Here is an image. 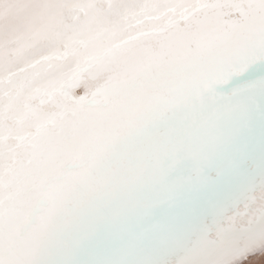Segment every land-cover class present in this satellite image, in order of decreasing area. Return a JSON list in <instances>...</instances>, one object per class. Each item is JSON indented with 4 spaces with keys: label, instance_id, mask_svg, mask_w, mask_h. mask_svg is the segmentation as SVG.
I'll list each match as a JSON object with an SVG mask.
<instances>
[{
    "label": "bare ground",
    "instance_id": "bare-ground-1",
    "mask_svg": "<svg viewBox=\"0 0 264 264\" xmlns=\"http://www.w3.org/2000/svg\"><path fill=\"white\" fill-rule=\"evenodd\" d=\"M262 28L264 0H0V264H264ZM45 84L86 102L21 142Z\"/></svg>",
    "mask_w": 264,
    "mask_h": 264
},
{
    "label": "snow or ice",
    "instance_id": "snow-or-ice-1",
    "mask_svg": "<svg viewBox=\"0 0 264 264\" xmlns=\"http://www.w3.org/2000/svg\"><path fill=\"white\" fill-rule=\"evenodd\" d=\"M89 8L91 5L88 6ZM81 11H85L84 7H81ZM259 44L262 53H264V28L261 30V35L259 39ZM108 55V50H102L96 53L91 59L96 62H102L104 58ZM72 85L62 86L60 88L55 87L53 84H45L30 87V93L24 101V111L21 115L20 122L23 123L24 120H33L35 123L33 125L34 130L26 133L24 136H18L17 139L21 142L27 141L32 144H36L39 141L46 138L49 134L50 129H53L57 126L58 121H63L66 116L69 114L76 115V110L73 109L71 113L60 110V105L57 104L56 97L57 95L63 96L66 101H75L77 104H84L86 102L85 97H81L79 100L72 97L68 88ZM256 87L264 91V78H261L257 81ZM19 93L17 94V97ZM17 97H10L8 107L11 109L17 100ZM48 105H55L56 111H45V107ZM85 120L90 119L85 117ZM13 135V129H5L0 127V143L7 141ZM231 231V229H224L221 232V236L225 232ZM262 234H264V229H262ZM214 245V253L216 259L213 261V264H223L224 257L227 254L228 246L221 240L219 243L211 242Z\"/></svg>",
    "mask_w": 264,
    "mask_h": 264
}]
</instances>
